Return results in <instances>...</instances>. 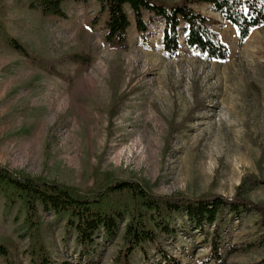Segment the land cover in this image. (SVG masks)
I'll use <instances>...</instances> for the list:
<instances>
[{"label":"rangeland","instance_id":"obj_1","mask_svg":"<svg viewBox=\"0 0 264 264\" xmlns=\"http://www.w3.org/2000/svg\"><path fill=\"white\" fill-rule=\"evenodd\" d=\"M8 1L7 29L33 52L51 60L74 55L82 60L60 63L49 74L0 49V166L85 192L113 175L137 181L157 196L191 198L213 193L232 199L246 175L263 178L264 28L241 43L237 29L211 4L194 5L216 21L230 56L209 61L183 46L171 58L162 46L161 20L148 22L146 35L133 21L128 48L115 49L105 41L106 15H100L96 0L67 2L66 20L23 7L27 0ZM126 95L111 118L116 96ZM185 120L186 128L172 133L171 124ZM248 196L264 204V184ZM15 216L16 209L4 215L1 199L0 243L15 253L17 264H30L28 240L16 230L23 217L16 223ZM259 220L256 212L226 215L221 249L227 264L263 258L264 250L227 255L260 234ZM66 222L65 215L44 214L43 235L54 264H116L125 224L111 240L98 233L96 245L83 253ZM174 227L175 236L159 234L166 254L182 264L212 263L207 259L214 226L206 227L207 237L191 230L179 213ZM130 264L169 263L157 245L146 242Z\"/></svg>","mask_w":264,"mask_h":264},{"label":"trees","instance_id":"obj_2","mask_svg":"<svg viewBox=\"0 0 264 264\" xmlns=\"http://www.w3.org/2000/svg\"><path fill=\"white\" fill-rule=\"evenodd\" d=\"M74 1L87 5L90 0H27L23 7L37 10L44 17L68 19L63 6ZM100 15H106L105 41L115 49H127L128 32L133 21L138 33L146 35L149 24L156 20L163 23L162 46L167 56H178L185 46L194 55L209 61H224L230 56V47L215 29L216 21L194 8V5L211 4L214 12L234 26L241 43L264 28V0H182L167 4L161 0H96ZM8 0H0V49L16 53L40 70L55 74L60 63L79 62L82 56L51 60L33 52L27 44L13 36L7 29ZM131 12V14L129 13ZM132 16V17H131ZM99 17L95 18V23ZM148 20V21H147ZM128 96L117 97L113 102L111 118L118 114ZM188 120V119H186ZM186 120L171 125L172 133L186 128ZM264 184L263 178L246 175L237 187L236 195L227 199L207 193L200 197L183 195L157 196L143 184L132 180H119L108 176L102 185L89 192L34 178L22 172L0 166V200L4 199V215L16 209L15 221L19 237L28 240L30 264H54L52 252L43 235L44 214L65 215L66 228L74 229L82 252H89L96 245V236L102 232L107 240L116 238L125 224L123 246L116 264H130V258L143 243L157 245L169 264H182L171 258L159 245V234L175 236L176 215L181 213L191 230L209 236L207 226H214L211 234V264H227L223 255L222 232L226 215L240 218L243 213L256 212L260 216L257 226L260 234L254 239L230 248L227 255H242L264 250V204L253 202L248 194ZM0 258L5 264H17L15 253L0 243ZM60 264H83L64 261ZM252 264H264V256Z\"/></svg>","mask_w":264,"mask_h":264}]
</instances>
